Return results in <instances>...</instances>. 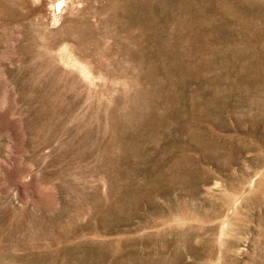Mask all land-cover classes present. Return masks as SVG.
Instances as JSON below:
<instances>
[{
  "label": "rangeland",
  "instance_id": "1",
  "mask_svg": "<svg viewBox=\"0 0 264 264\" xmlns=\"http://www.w3.org/2000/svg\"><path fill=\"white\" fill-rule=\"evenodd\" d=\"M0 264H264V0H0Z\"/></svg>",
  "mask_w": 264,
  "mask_h": 264
}]
</instances>
